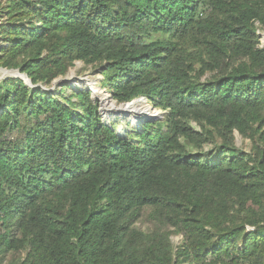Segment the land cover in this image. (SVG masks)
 <instances>
[{
	"label": "trees",
	"instance_id": "obj_1",
	"mask_svg": "<svg viewBox=\"0 0 264 264\" xmlns=\"http://www.w3.org/2000/svg\"><path fill=\"white\" fill-rule=\"evenodd\" d=\"M2 1L0 264H264V0ZM77 62L168 127L43 89Z\"/></svg>",
	"mask_w": 264,
	"mask_h": 264
},
{
	"label": "rangeland",
	"instance_id": "obj_2",
	"mask_svg": "<svg viewBox=\"0 0 264 264\" xmlns=\"http://www.w3.org/2000/svg\"><path fill=\"white\" fill-rule=\"evenodd\" d=\"M5 6L6 3L0 0V24L5 20V17L3 18L6 12ZM258 33L261 38L260 48H264V28L259 26ZM13 74L14 73H10L7 74L8 76H0V79H6V77H10V75L13 76ZM55 82L56 83H52L51 86H44L43 89L50 90L57 94L63 91L67 98L72 96L74 92L82 91L90 93L93 103L98 106L99 114L102 116L103 121L113 127L120 136L126 137L128 134H140L143 132V129L146 127L147 123L154 125L152 129H155L159 126H161L163 129H166V127L169 125V113L159 107L156 109L148 102L147 99L145 100L149 104L148 106H151L158 112L157 117L153 119L136 122L132 116H114L109 110L107 111V106L114 105L110 103L111 101L113 103L116 102L115 104L117 106H122V104H118L116 100L115 102L113 101L111 97V95L113 96V92L107 85L104 77L102 76L101 68L98 65H86L82 62H77L73 68H70L65 76L58 78ZM136 104H140L145 108H149L143 101H136ZM104 107L106 108L105 110H103ZM235 136L237 146L240 149L250 151V141H245L238 133H236ZM144 227L146 228V226ZM172 242L176 248H179V246L183 243V237L181 235H174L172 237ZM12 258L13 257L9 255L5 260V263L11 261Z\"/></svg>",
	"mask_w": 264,
	"mask_h": 264
},
{
	"label": "bare ground",
	"instance_id": "obj_3",
	"mask_svg": "<svg viewBox=\"0 0 264 264\" xmlns=\"http://www.w3.org/2000/svg\"><path fill=\"white\" fill-rule=\"evenodd\" d=\"M10 73H13V72H6L3 70H0V76H4V75L8 76L7 74H10ZM14 74H16V73H14ZM0 80H2V79H0ZM88 85H90V84H88ZM112 99H113V97H112ZM115 103H112L114 105L107 106V111L109 110L114 116H127L128 115L127 117L132 116L134 118V120H136V122L137 121L142 122L143 120L153 119V118L157 117V115H158L157 110L151 109V108H145V107L141 106L140 104L130 102V103L122 105V106H117ZM105 109L106 108L104 107L103 110H105Z\"/></svg>",
	"mask_w": 264,
	"mask_h": 264
},
{
	"label": "water",
	"instance_id": "obj_4",
	"mask_svg": "<svg viewBox=\"0 0 264 264\" xmlns=\"http://www.w3.org/2000/svg\"><path fill=\"white\" fill-rule=\"evenodd\" d=\"M0 70L6 71V72H13V73H16V74L13 75V76L6 77V79H7V78H19V79H22V80L25 82V84H26L27 86L32 87V81L28 78L27 75L22 74L20 70H18V69H17V70H14V69H12V70H8V69H5V68H0ZM2 80H5V79H2ZM55 81H56V80H55ZM55 81L53 82V84L56 83ZM132 102H133V101H132ZM125 104H128V103H125ZM125 104H122V105H125Z\"/></svg>",
	"mask_w": 264,
	"mask_h": 264
}]
</instances>
